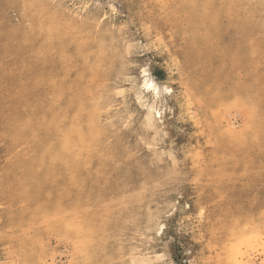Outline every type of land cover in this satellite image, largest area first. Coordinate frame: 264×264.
<instances>
[{"label":"rangeland","instance_id":"374dc122","mask_svg":"<svg viewBox=\"0 0 264 264\" xmlns=\"http://www.w3.org/2000/svg\"><path fill=\"white\" fill-rule=\"evenodd\" d=\"M5 2L28 32L26 12ZM40 2L78 42L58 71L109 69L87 118L116 149L86 186L45 189L38 206L54 201L55 219L30 217L27 194L0 195V264H264V0ZM144 69L173 91L163 121L134 94ZM13 157L0 131V169ZM84 217L100 242L76 235Z\"/></svg>","mask_w":264,"mask_h":264},{"label":"bare ground","instance_id":"6f19581e","mask_svg":"<svg viewBox=\"0 0 264 264\" xmlns=\"http://www.w3.org/2000/svg\"><path fill=\"white\" fill-rule=\"evenodd\" d=\"M12 5L25 11L32 25L28 32L24 24L15 27L0 8V131L8 151L14 154L0 169V195L14 201L27 194L33 206L30 217L55 219L61 209L54 201L51 209L49 205L38 206L42 199L53 197L45 189L59 182H71L75 188L86 186L92 182L88 173L101 168V156L113 153L114 148L103 149L87 118L95 106L89 98L94 79L109 69L106 71L104 63L91 62L84 69L66 65L58 71L60 58L76 56L78 42L74 43L57 20L49 17L40 0H14ZM96 52L102 55L104 48ZM72 70L77 71L76 81L70 79ZM134 91L139 100H153V113L160 120L173 113V91L161 86L149 70H143ZM61 169L66 171L61 173ZM47 209L50 211L45 212ZM63 225L69 227L70 221L63 220ZM98 227L84 217L76 235L81 240L100 242Z\"/></svg>","mask_w":264,"mask_h":264}]
</instances>
